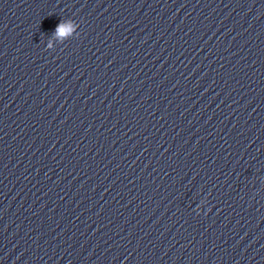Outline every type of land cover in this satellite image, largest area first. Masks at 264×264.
<instances>
[{"label":"water","instance_id":"obj_1","mask_svg":"<svg viewBox=\"0 0 264 264\" xmlns=\"http://www.w3.org/2000/svg\"><path fill=\"white\" fill-rule=\"evenodd\" d=\"M0 264H264V0H0Z\"/></svg>","mask_w":264,"mask_h":264},{"label":"clouds","instance_id":"obj_2","mask_svg":"<svg viewBox=\"0 0 264 264\" xmlns=\"http://www.w3.org/2000/svg\"><path fill=\"white\" fill-rule=\"evenodd\" d=\"M65 30H66V29H65L63 23L58 24V26H57V28H56V32H57V34H59V35H63V33L65 32Z\"/></svg>","mask_w":264,"mask_h":264}]
</instances>
